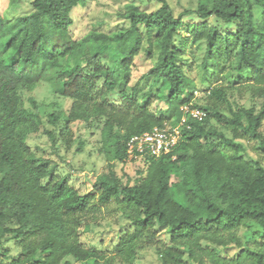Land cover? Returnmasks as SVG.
Instances as JSON below:
<instances>
[{"label":"trees","instance_id":"1","mask_svg":"<svg viewBox=\"0 0 264 264\" xmlns=\"http://www.w3.org/2000/svg\"><path fill=\"white\" fill-rule=\"evenodd\" d=\"M94 1L33 0L23 15L0 13V264H135L143 244L162 237L168 242L161 264H209L206 257L213 264H264V26L254 21L264 0L199 3L190 39L204 46L202 103L179 64L185 48L178 35L190 10L175 16L168 0H153L160 6L149 13L130 4L119 13L128 28L74 38L72 12ZM109 47L119 60L103 63ZM141 55L154 63L133 83ZM226 64L228 83L248 89L259 108L235 104L231 88L213 85ZM44 81L72 101L68 114L48 116L56 129L44 133L53 144L68 143L77 122L101 133L107 170L91 180L89 194L27 143L44 119L33 98L34 108H26L24 94ZM184 106L206 118L188 117L172 153L143 158L134 180L121 179L115 168L129 161L128 141L180 124ZM248 141L258 158L248 155ZM113 202L131 230L106 255L81 237ZM251 225L259 240L250 246L241 238ZM231 247L239 250L234 257L220 255Z\"/></svg>","mask_w":264,"mask_h":264},{"label":"rangeland","instance_id":"2","mask_svg":"<svg viewBox=\"0 0 264 264\" xmlns=\"http://www.w3.org/2000/svg\"><path fill=\"white\" fill-rule=\"evenodd\" d=\"M33 0H0V13L6 18H15L23 15L30 10V3ZM172 6L175 16H180L186 10L192 13L183 17V27L179 32L177 45L183 46L185 52L180 57L179 64L184 68L187 76L196 86V101L202 103L207 91V84L204 82V46L193 43L190 39V30L193 24L198 23L199 19L194 13L200 2H209L210 0H168ZM135 5L139 9L152 12L160 5L153 0H97L78 6L73 12L74 24L72 29L73 36L76 39H82L92 32L112 33L119 28H128L129 22L122 19L119 13L126 10L128 5ZM254 21L258 25L264 26V10L254 7ZM211 23V21H209ZM103 63L108 60L118 59L114 47L103 50ZM154 61L145 55L136 59V66L133 70V83L151 68ZM219 75L212 76L213 85L223 83L231 88V101L250 107L256 103L251 97V92L243 86L232 88L226 77L229 75L228 64L224 68H218ZM212 74V73H211ZM211 74L209 76H211ZM217 79H220L217 81ZM226 81V82H225ZM30 97L38 105V111L44 119V124L40 131L29 135L27 143L31 150L41 158L49 159L56 165V173L61 177H67L71 186L81 195L92 192L91 180L104 173L107 170V160L102 151L101 133L93 127L87 126L84 122H77L72 126V135L66 143L62 138H58L56 144H53L44 130H55L56 127L48 122V116L55 114H68L71 107V100L55 93L52 84L49 81L42 82L31 93L24 94L25 106L33 109ZM154 106L158 109L164 108V104L159 100L154 101ZM217 126V123H213ZM67 144V145H66ZM82 144V145H81ZM248 155L258 158L259 155L253 150L256 145L253 141L245 143ZM79 148L81 151H79ZM141 169V162L128 161L124 164H117L115 170L117 175L124 181L134 180L137 172ZM131 230L130 223L120 217L116 203H111L104 207L99 214L98 220L90 224L82 234V242L86 247L97 249L100 253L109 255L113 246L118 242L119 236ZM259 228L251 225V231L241 238L242 243L254 245L259 240ZM167 238L162 237L152 242L143 244L138 251L135 264H161L159 255L160 249L167 247ZM239 250L231 247L221 250V256L234 257ZM205 261L211 263L208 257ZM86 264H92L91 262Z\"/></svg>","mask_w":264,"mask_h":264},{"label":"built area","instance_id":"3","mask_svg":"<svg viewBox=\"0 0 264 264\" xmlns=\"http://www.w3.org/2000/svg\"><path fill=\"white\" fill-rule=\"evenodd\" d=\"M182 122L176 126L154 127L150 132L132 137L127 143L129 161L140 162L145 157L169 155L178 145L182 136V127L189 118L203 121L206 113L198 108L184 106Z\"/></svg>","mask_w":264,"mask_h":264}]
</instances>
